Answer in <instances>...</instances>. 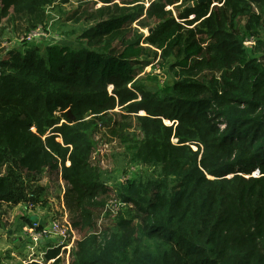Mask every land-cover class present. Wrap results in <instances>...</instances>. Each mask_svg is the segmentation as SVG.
<instances>
[{
  "label": "trees",
  "instance_id": "trees-1",
  "mask_svg": "<svg viewBox=\"0 0 264 264\" xmlns=\"http://www.w3.org/2000/svg\"><path fill=\"white\" fill-rule=\"evenodd\" d=\"M53 1L0 0V68L25 91L0 95V210L26 200L25 184L48 180L61 191L70 227L90 229L96 214L111 217L113 200L91 162L94 142L123 141L132 158L161 170L143 182L130 179L118 196L127 212L117 213L102 245L97 236L82 237L69 264H264V0L167 1L177 5L176 17L160 3L146 9L140 0H98L100 8L68 19L95 23L81 36L89 49L72 53L54 45L41 57L27 41L45 27ZM139 29L153 30L138 38ZM6 32L26 46L9 62ZM167 50L179 59L173 84L162 90L166 98L153 103L141 95L139 102L133 86ZM125 105L126 115L116 118ZM231 105L253 116L228 115L223 133L205 126L217 110L227 116L222 111ZM139 112L179 125L173 131L159 119L137 117L139 138L127 121ZM198 141L201 154L185 146ZM57 253L46 263L59 264Z\"/></svg>",
  "mask_w": 264,
  "mask_h": 264
},
{
  "label": "rangeland",
  "instance_id": "rangeland-1",
  "mask_svg": "<svg viewBox=\"0 0 264 264\" xmlns=\"http://www.w3.org/2000/svg\"><path fill=\"white\" fill-rule=\"evenodd\" d=\"M125 0H111V3L120 4ZM173 2L174 0H140L141 4L147 9L150 5L154 3H160L161 5L166 6L164 10H169L173 13V16L176 17L180 12H175V7L177 5L167 6L166 2ZM49 5V6H48ZM103 3L98 0H54L52 3L47 4L45 11L47 16L46 25L44 28H39L38 30L31 33V36L28 38L27 43L30 46L36 45L39 50V55L41 57H45V49L50 46H60L67 47L72 53H78L84 50H88L89 48L86 45L85 40L81 38L82 34L87 30L95 27V23L90 22H81L79 24H74L72 21H68L69 17L74 14L76 11L80 13L82 10H91L92 8L95 10L100 8ZM184 10V9H183ZM152 25V24H151ZM154 27V26H153ZM152 27V28H153ZM133 28H136V24L133 25ZM153 30V29H151ZM260 39L264 44V23L261 29L259 30ZM148 30H138L136 34L138 38L142 35L143 38L149 36ZM3 40L6 41L4 46V61H10V56L18 53V51H24L26 47L23 43L19 42L15 39V36L9 32H6L3 36ZM119 43H114L113 46H117ZM90 50L101 52L100 49ZM178 57L174 52L167 50L166 53L158 54V57L155 61H152V65L145 68L142 73L139 75V81L133 86L136 88L138 101L141 102V95L148 96L152 99V102H158L160 100H164L166 97L164 92L162 91L167 86H171L175 80L174 71H177L174 66L177 64ZM144 61V59L142 60ZM4 68H0V95L12 96L15 95L12 92H15L18 97H21L23 92V88L19 87L18 84H13L10 82L8 76L10 73L3 72ZM23 92V93H22ZM29 91L27 92V94ZM68 103V102H64ZM68 105V104H67ZM126 105L117 108L114 112L116 114V118L121 119V115H126ZM62 111H65V108L62 107ZM169 111V110H168ZM66 113H70V111H65ZM113 112V113H114ZM226 112L227 116H221L219 110L216 111L215 115L208 117V123L206 125H214L216 126L219 133H223L227 129H225L226 124L223 122H227L229 116L234 115L237 112L239 115H243L246 117H252L253 114L246 108H237L236 106H228L225 110L223 109L222 113ZM167 112V116H168ZM55 117H60L58 112H54ZM137 117L142 119H149V121L153 119H159L160 126L162 124L163 127H168L173 131L179 125L176 120L170 121L164 117L162 119L154 118L149 116L145 112H139L138 116L136 115H127L128 122L132 123V126L136 129L135 133L142 138L141 132L138 127ZM164 118V119H163ZM64 118H60V122L56 124L54 128L56 130H52L53 132H57V128L60 127L61 124H64ZM251 128H246V132L243 134L244 139L251 140V133H248V130ZM237 133V131L235 132ZM100 138L95 140V150L92 155L91 162L95 163L93 166H96L104 173L106 186L110 190V197H112V205L119 210L115 214H111V217L101 216V212L96 214L94 219V225L90 229H86L83 232H79L78 230L72 229L73 237L67 244L68 251L62 253L60 249L57 253V259L60 260L59 264H69L70 258L68 257V252L72 249L76 248V244L82 239L84 236H97L99 245H102L104 242V236L108 234V231L113 230V221L114 217L120 211L122 213L124 210L127 212L128 206L124 205L118 196L125 192L127 184L130 183V179L134 178L136 180H141L142 182L148 178H155L159 171L160 167L150 168L148 161H143L141 159L132 158V154L128 152L129 145L124 144L123 141H117L110 146H105L104 143L100 142ZM221 138V137H220ZM57 143H61V139H56ZM171 144L176 146V140L171 139ZM242 142V141H241ZM199 145L196 147L191 145V143H186V147H190L192 152H197L200 149V154L203 152V148L200 145L201 143L197 142ZM219 143V141H218ZM217 145V142H214ZM201 156H199L200 158ZM252 167L257 169L259 164H252ZM240 172V171H238ZM257 174H252V177H255ZM43 183V182H42ZM32 186L26 187L25 184V194L24 202H15V203H5L1 207L0 216L2 222L0 223V264H48L46 263V256L51 254V251L47 248H43L40 246H35L30 243L28 238L24 235L26 229L34 223L36 220L31 221L33 218H30L32 213H35V203L41 201V203H49L47 200V191L50 188L49 181L45 180V182L40 184H30ZM52 187V186H51ZM56 192L57 190L52 187ZM43 190V191H42ZM46 192V193H45ZM53 197V196H52ZM117 199V200H116ZM48 201V202H47ZM39 203V202H38ZM55 203L48 204L47 207L43 208V211L46 213L51 212V209L55 211ZM32 208V209H31ZM32 210V213H30ZM124 211V212H125ZM98 213V212H97ZM119 213V214H120ZM118 214V215H119ZM126 214V213H125ZM28 218L30 220V224L25 223L24 219ZM49 219H46V223H50L51 221L59 218L58 212L55 214H51ZM24 217V218H22ZM100 219V224L97 222ZM96 223V225H95ZM26 225V228H25ZM25 229V230H24ZM107 231V232H106ZM9 232H12L9 235ZM19 236V240L23 239L21 242L12 241L13 238ZM50 243L52 240H47ZM53 244H55L53 242ZM54 250V251H55ZM50 264H53V261H50Z\"/></svg>",
  "mask_w": 264,
  "mask_h": 264
},
{
  "label": "built area",
  "instance_id": "built-area-1",
  "mask_svg": "<svg viewBox=\"0 0 264 264\" xmlns=\"http://www.w3.org/2000/svg\"><path fill=\"white\" fill-rule=\"evenodd\" d=\"M107 210L110 214H115L119 209L114 207L112 201H110ZM24 234L30 243L35 246H39L48 239H54L57 245L52 250L60 249L62 253L69 250L67 244L73 237V231L66 216L56 218L50 223L34 222L26 229ZM48 264H50V261Z\"/></svg>",
  "mask_w": 264,
  "mask_h": 264
},
{
  "label": "crops",
  "instance_id": "crops-1",
  "mask_svg": "<svg viewBox=\"0 0 264 264\" xmlns=\"http://www.w3.org/2000/svg\"><path fill=\"white\" fill-rule=\"evenodd\" d=\"M43 183H41L40 186H42ZM50 188L51 189H49L47 191V195H46L47 196V200H49L50 202L47 203V204L44 203V202L41 203V201H42L41 200L40 202L38 201L39 203L37 202L34 205H32V208H33V206H35V208H34L35 209L34 210L35 213H32V210L30 212V213H32L30 215L31 216L30 218H33V219L31 220V219L28 218V215H24V216H27L26 219H28L29 221L30 220L31 221L36 220L35 222L46 223L45 222L46 219H49L50 217H55L54 215L51 216V214H55V212H58L59 218H62L63 216H66L67 217L66 211H65L64 206H63V203H62V199H61L62 194H61V191L59 190V187L55 188L57 190L56 192H54L55 190L52 189L51 186H50ZM58 197L60 198L59 200H57ZM50 203H55L56 204L55 207H54L55 211L51 209V212H49V213L44 212L43 211V208L47 207L48 204H50ZM22 218H24V217H22ZM25 228H26V225H25ZM18 238H19V236H16L15 239L16 240H19ZM48 240H52L55 244H53V242L50 243L49 241L46 240L44 243L40 244L39 246L40 247H43V248H47L48 250L54 249L56 247V245H57L56 240H54V239H48Z\"/></svg>",
  "mask_w": 264,
  "mask_h": 264
},
{
  "label": "water",
  "instance_id": "water-1",
  "mask_svg": "<svg viewBox=\"0 0 264 264\" xmlns=\"http://www.w3.org/2000/svg\"><path fill=\"white\" fill-rule=\"evenodd\" d=\"M207 1H210V0H198V5H200V4H202V3H206ZM190 8L192 7V5H190L189 6ZM152 32V30L150 29L149 31H148V33H151ZM68 114V119L70 120V121H72L73 120V117L70 115V113H67ZM12 234V232H9V235H11ZM12 241H14V242H16V239L15 238H13L12 239ZM21 241H23V239H20V240H18L17 242H21Z\"/></svg>",
  "mask_w": 264,
  "mask_h": 264
}]
</instances>
